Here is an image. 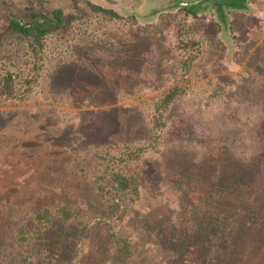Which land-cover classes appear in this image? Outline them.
<instances>
[{
  "label": "rangeland",
  "instance_id": "obj_1",
  "mask_svg": "<svg viewBox=\"0 0 264 264\" xmlns=\"http://www.w3.org/2000/svg\"><path fill=\"white\" fill-rule=\"evenodd\" d=\"M213 1L0 0V89L12 75L11 93L0 92V190L16 185L10 206L71 208L82 225L91 214L85 197L103 203L100 214L119 206L110 222L132 241L126 264H174L144 225L176 230L179 206L197 196H184L186 187L224 178L214 163L228 153L237 162L264 149V105L254 90L264 82V0L229 10L225 37L212 10L192 18L178 8ZM34 12L62 17L41 45L6 32L10 19L32 22ZM153 170L154 184L115 192V174ZM185 172L194 175L189 184L178 181ZM80 231L71 226L79 235L69 233V242L84 248L71 264H88L99 241ZM244 245L247 264H264L259 237Z\"/></svg>",
  "mask_w": 264,
  "mask_h": 264
},
{
  "label": "trees",
  "instance_id": "obj_2",
  "mask_svg": "<svg viewBox=\"0 0 264 264\" xmlns=\"http://www.w3.org/2000/svg\"><path fill=\"white\" fill-rule=\"evenodd\" d=\"M224 1L214 0L212 5H200L197 9L188 5L178 8L192 18L212 10L216 24L225 37L229 28L228 11L247 12L249 8L247 0H227L228 4ZM93 7L111 17H118L112 10ZM31 18L33 21L27 23L16 18L10 19L6 32L22 39H31L35 44L41 45L43 37L54 29V21L56 26L61 25L62 22L59 13H54L50 17L34 12ZM3 81L0 92L10 94L12 75H8ZM254 87V90L261 89V101L264 105V82L258 86L254 84ZM172 93L166 94L165 103L173 99ZM221 155L224 156V153L218 156ZM228 156L230 158L222 157L214 163V172L216 174L223 172L224 178L215 183L209 182L205 190H198L197 184L194 188L186 187L187 193L184 196L192 193L197 196H194L196 199L194 203L185 200L186 205L179 206L176 213L179 227L176 230L161 233L159 224L155 227L150 224L144 225L146 228L144 233L147 237L153 233L159 239L157 246L162 249V253L174 255L170 262L196 264L201 257V264H244V262L247 264L246 252L240 254V250L242 249L241 252L245 250V238L247 239L251 234L259 237L264 248V149L260 150L259 154H249L248 158L237 162L232 159L230 153ZM22 160L25 161L26 158ZM66 164V161H62L59 166L63 167ZM154 171L157 170L152 171L153 176L138 174L140 177L136 179L126 177L123 172L115 174L113 176L115 192L127 194L125 191H130L133 185H135L134 190L137 189V182H141L142 185L150 183L152 178H155ZM193 176V173L185 172L178 181L185 180L189 184ZM37 177L42 178L38 174ZM206 177H202L203 180ZM39 178L34 186L37 185ZM44 178L43 176L42 179ZM6 183L10 184V182ZM152 184H154L153 180ZM12 186L0 190V264H71L74 259L76 262L80 261L84 248L82 246L80 250V245L71 240L69 242V233L70 238L79 235V232L77 234L71 232V226L81 229L80 234L85 238L89 236L99 238L92 248L88 264H126L132 257V241L122 236L110 222L111 216L118 212L119 206L109 207L110 209L100 214L99 207L103 206V203L91 200L86 202L85 197V202L81 200L82 205L89 208L91 214L87 222L82 225L75 219L71 208L61 210L60 214H50L49 206L40 205V202L34 208L28 209L27 213H23L24 208L20 206H10L9 190L17 188L16 185ZM112 189L114 190L113 187ZM29 214L33 216L29 217ZM116 219L123 221L124 216L118 215ZM163 240L166 246L160 244Z\"/></svg>",
  "mask_w": 264,
  "mask_h": 264
}]
</instances>
